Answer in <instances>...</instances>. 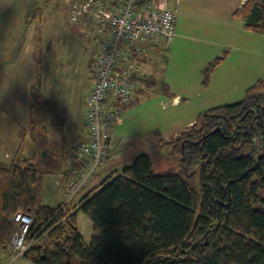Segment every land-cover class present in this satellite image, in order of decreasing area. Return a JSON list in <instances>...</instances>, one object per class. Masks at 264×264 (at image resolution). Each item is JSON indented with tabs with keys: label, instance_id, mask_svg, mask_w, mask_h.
I'll return each mask as SVG.
<instances>
[{
	"label": "trees",
	"instance_id": "16d2710c",
	"mask_svg": "<svg viewBox=\"0 0 264 264\" xmlns=\"http://www.w3.org/2000/svg\"><path fill=\"white\" fill-rule=\"evenodd\" d=\"M37 12L30 8L27 28ZM232 18L264 36V0H246ZM43 46L37 29L30 120L19 133L22 146L31 136L33 155L0 162V255L14 233L12 217L23 212L33 217L23 258L31 264H264V79L247 88L242 101L202 112L169 142L160 132L150 134L160 136L179 172L156 174L151 157L141 155L85 194L77 212L74 201L61 210L62 204L43 203L44 178L73 177L82 166L43 92ZM224 59L203 70L204 87ZM54 129L60 140L52 138ZM78 212L93 224L89 245Z\"/></svg>",
	"mask_w": 264,
	"mask_h": 264
},
{
	"label": "rangeland",
	"instance_id": "374dc122",
	"mask_svg": "<svg viewBox=\"0 0 264 264\" xmlns=\"http://www.w3.org/2000/svg\"><path fill=\"white\" fill-rule=\"evenodd\" d=\"M56 1L64 3L63 0ZM235 3H239V0H236ZM45 5L46 0H0V125L1 128L6 127V131H10V127L13 129L16 128V116H18L21 109L22 111H26L27 105L30 115V90L32 85L36 82L37 77L35 66L33 61L29 64L22 63L19 59L17 60L16 53L19 48V43L21 44L29 34V30L25 25L27 12L30 8L36 10ZM173 7L177 8L180 16L179 25L176 30L178 32L176 41L173 44L169 43L170 45L163 50L164 55L160 53L159 58L154 62L155 64L150 65V70L152 73L157 72L156 74L160 76V73L169 72V68H171L175 74V83L172 88H170L171 93H174L172 95H180L186 100L189 96L190 104L186 103L184 105L175 106L172 105L174 101L170 102L169 100L161 104L159 98L153 97L151 100H147L140 96L138 104L127 112V115H129L128 123L130 122L127 128L130 132L128 133L131 134L130 137L128 135V138H125L121 143L119 151L115 156L111 158L110 154L105 169L97 170L92 175L86 189L81 190L80 194L75 197L74 202L81 200L83 194H86L88 189L90 190L92 187L102 182L109 172L132 163L141 155H148L151 157L154 165V172L156 174L179 172L180 167L178 162L172 160L168 156L169 149L162 146V141L159 142L160 136H148L143 138L141 137L143 136L141 132H160L161 138H166L162 140H164V142H169L171 138L189 127L186 124L188 120L194 117L198 119L200 113L210 109L200 107L195 100L196 96L202 94L201 88L198 85L199 83L196 82L195 77L204 80L205 73L203 70H205L206 66L200 72L198 63L205 55L210 54L217 48L215 47L217 43L221 45L225 44L229 47L226 51L227 55H230L227 69L231 66H240L243 68L248 74L246 79L249 86L254 85L259 79H264V36L244 31L243 22L232 19L230 17V10L218 11L216 15H220L218 19L219 22L214 23L209 20H200L196 13H189L188 15H190V17L188 18L187 15L182 13L180 7ZM228 13L229 15L227 16ZM66 23L69 24L68 27L71 30L70 32L72 34L74 33L77 37V43L73 44L69 41L68 32L65 33L62 39H57L61 38L60 35L62 33L56 35L57 38H53L54 35L51 36L50 32L48 38L45 40L46 43H49L46 44L43 41V48L45 50V67L48 68V66L55 65L58 68V78L54 82L53 89L59 90L64 100L68 101L73 98L74 95L90 88L93 84V80L89 74L92 67L89 62L90 52L84 47V43L79 37V30L71 25L69 21H66ZM227 33H229V35H227ZM33 41L32 38V44L34 45L35 42L33 43ZM48 48H50L49 51H47ZM47 68L44 70L43 77L45 90L49 93L48 88L45 86L46 83L47 85L49 84V80L45 73L47 72ZM5 69L11 70L14 78L6 77L4 74ZM52 70L48 68V73H51ZM147 74L150 73L147 72L145 78H148ZM180 74L182 75L181 77H179ZM185 80L190 83V85H186L187 83ZM9 82H11V85H9ZM186 88L189 89L187 90L188 92ZM135 96L136 95H134V97ZM152 96H154V94H152ZM16 103H19V105L17 106ZM186 106L190 111L185 113L184 108H187ZM71 108L70 105V111ZM76 108L77 107L74 108V111ZM166 112L171 114L172 118H165ZM81 113L82 110L79 108V112L76 116H73L72 113L70 115L80 119L82 114L83 118L85 111ZM28 121L29 116L28 120L23 124L25 128L29 125ZM138 124H141L143 128L138 127ZM136 127L139 129L135 130ZM1 132L0 130V134ZM27 137V143L31 144V136L28 135ZM20 139L21 138L18 137L17 141L21 142ZM11 141V143H13L14 139L12 138ZM4 144V146L2 144V146L0 145V162L9 163V159L15 157L16 146H13V144H8V146L7 142ZM50 180V176L45 177L44 184L46 185ZM44 193L46 194L44 201L50 205H56L57 201L47 198L48 193L46 190ZM262 197L264 198V193ZM49 200L51 201L47 202ZM79 215L81 219H88V217L81 212ZM15 264L22 263L17 262Z\"/></svg>",
	"mask_w": 264,
	"mask_h": 264
},
{
	"label": "crops",
	"instance_id": "0c3cea01",
	"mask_svg": "<svg viewBox=\"0 0 264 264\" xmlns=\"http://www.w3.org/2000/svg\"><path fill=\"white\" fill-rule=\"evenodd\" d=\"M107 1V0H104ZM171 6H177L178 8L180 7L181 11L183 14L187 15L189 18L190 15L189 13H196L198 15L200 20L207 21L209 20L210 22L217 23L219 22V16L216 15L218 11H226L230 10L231 12V18L233 13L241 8V6L246 2V0H239V3H235L236 0H167ZM65 3V4H64ZM64 3H59L56 0H46V5L42 6L41 8H38V18L34 23L27 28L29 30L28 36H26L25 41L23 40L22 43H19V48L17 49V60L21 61L22 63H29L33 61L34 66H35V72H36V65L34 61V55H35V44H32V38H33V43L35 42V36H36V30L38 29L41 33L43 41L46 43V39L48 38V35L51 32V36L53 38H57L56 35H60L61 33V38L57 39H62L65 36V33L68 32L69 38L73 44L77 43V37L75 34L71 33L69 29V24L66 23V21H69L70 23V7L67 2ZM230 5V6H229ZM236 6V7H235ZM30 10V9H29ZM29 12V11H28ZM27 12V14H28ZM208 12V13H206ZM206 13V14H204ZM229 13L227 14V16ZM179 14L177 15V20H176V30L179 25ZM233 19V18H232ZM71 24V23H70ZM26 25V21H25ZM73 25L76 29L79 30V37L83 41L84 47L90 52V64H91V70H90V75L93 80V84L90 88H88L84 92H80L77 95H74L73 98H70L68 101L64 100L61 92L57 89H53L54 82L58 78V68L55 65L48 66L49 70H52L51 73H48V68L45 67V59H44V70L47 68V78L49 80V84H45V86L48 88L49 93L47 90H45L44 87V70L42 72V88L45 96L48 98V100L55 105L57 108L58 115L63 119L64 121V138L65 142L68 147L73 148V143L81 137H86L87 136V130L84 127L83 121H82V113L85 111V100L87 97V94L91 89L93 88L96 78H95V64L96 60L99 56V53L102 51V44L104 43V38L102 37H96L92 39L90 36H88V29L86 26L83 24H71ZM36 29V30H34ZM31 30V31H30ZM243 30H244V24H243ZM245 31V30H244ZM58 33V34H56ZM177 31L175 33V37L170 43H174L177 38ZM229 35V33H227ZM52 40V38H51ZM228 40V39H227ZM43 42V44H44ZM61 42V40H60ZM59 42V43H60ZM47 42L46 44H48ZM170 44L165 45L164 42H159L155 46L151 47V52L150 55L142 60H140L139 63V69L136 74H134L133 79L134 80H139L137 81L138 84V90L136 91V96L134 97L135 99V106L139 102L140 96L142 98H146L147 100H151L153 97L159 98L161 104L169 100L170 102L174 101L175 106L178 105H184V104H190L189 101V96L188 99L182 98L180 95H172L174 93H171L170 88L174 85L175 81V74L169 68V72H164L160 73L158 76L156 73H152L150 70V65H154L155 61L159 58L160 53L163 54V50H165L166 47H168ZM217 47L213 52H211L208 55H205L198 63V68L201 72V70L207 66L209 63L214 62L217 58H225L221 65L216 69V71L213 73L210 84L209 86L204 87L203 82L204 80L202 78H196V82L199 83V87L201 88L202 94L198 95L195 97L196 102L199 104L200 107L202 108H215L219 106H225V105H231L238 103L242 101L244 98L243 94L245 93V90L250 87L249 83H247L246 77H248V74L246 71L241 68L240 66L234 67L231 66L227 69V64H228V59L230 55H227V45L219 44L217 43L215 45ZM55 48V47H54ZM50 48L47 49L49 51ZM164 55V54H163ZM27 64V65H29ZM8 66V65H5ZM53 72V73H52ZM148 78H145L146 73ZM152 73V74H151ZM180 73V72H178ZM4 74L6 77H13V72L11 70L5 69ZM37 75V72H36ZM182 75L180 74L179 77ZM14 78V77H13ZM143 80H148L152 81V83L147 84V82L143 83L141 81ZM187 80V79H186ZM185 80V82H186ZM21 81V80H20ZM22 82V81H21ZM136 82V81H134ZM24 83V82H22ZM186 85H190V83L186 82ZM196 84V83H195ZM9 85H11V82H9ZM189 90L186 88V91ZM31 91V90H30ZM188 92V91H187ZM148 94V95H147ZM154 94V96H152ZM199 99V100H198ZM31 103H32V97H31ZM18 106L19 103H16ZM70 105H71V111H70ZM75 105V106H72ZM12 106V105H11ZM77 107L74 111V108ZM187 107V106H186ZM28 105L26 106V111L22 109L19 111L18 116H16V128L10 127V131H6V127L1 128L0 125V130L2 131L0 134V145L2 144L3 146L5 145L4 143L7 142L8 144H13V146H16L15 149V157L12 159H9V163L11 161L15 160H25L29 159L33 155V144L27 143L28 137L25 139L26 143L24 146H22V139L21 142L17 141V138L20 137V129L24 127V123L26 120H30V115L28 112ZM31 108V107H30ZM79 108L82 110V115L80 119H77L73 116H76L79 112ZM133 108V107H132ZM125 109L124 108V114L120 118V123H117L114 128H113V133L112 137L110 138L111 142V158L117 154L119 151V148L121 146V143L125 140V138H128V135L130 137L131 134H129V129L127 128V125L129 121V115H127V112L130 111V109ZM19 110V109H18ZM209 110V109H208ZM74 113H73V112ZM187 111H190L187 108H184V112L186 113ZM16 113V112H15ZM14 113V114H15ZM72 113V115H70ZM167 113V112H166ZM184 113V114H185ZM201 114V113H200ZM70 115V116H69ZM172 118V115L167 113L165 114V118ZM55 116L52 117L53 120H55ZM197 118H192L186 122L187 126H192L196 122ZM29 123V121H28ZM138 127L143 128L141 124H138ZM139 128L136 127L135 130ZM132 131V130H131ZM16 132V134H15ZM129 132V133H128ZM155 132V131H154ZM151 131L148 132H141V137L145 138L150 136L151 133H154ZM164 133V132H163ZM12 135V136H10ZM164 135V134H163ZM17 137V138H16ZM14 139V142L11 143V139ZM52 138L60 140L61 135L58 131V129H54L52 132ZM166 139L165 137H162V139ZM75 140V141H74ZM74 141V142H73ZM167 141V140H165ZM1 145V146H2ZM10 145V146H11ZM9 146V145H8ZM6 146V147H8ZM21 148V149H20ZM20 151V152H19ZM26 153V154H25ZM8 155V153H7ZM110 158V159H111ZM110 161V160H109ZM120 164V163H119ZM123 167L120 169H115L113 171H117L120 173L122 171ZM110 174V172H109ZM109 174L104 178L102 182H100L98 185L95 187L99 186L100 184H103L106 180V178L109 176ZM51 180L47 182V184L43 186V193H42V201L45 205L51 206V207H57L61 205L66 198V185L68 181L72 178V175L68 178L60 175V176H50ZM95 187H92L90 190L88 189L87 193L94 189ZM47 191V198L48 199H53L57 201L56 205H50L49 203H46L44 201V198L46 194L44 191ZM86 193V194H87ZM85 194H83L84 196ZM83 199V197H82ZM81 199V200H82ZM81 200L75 201L74 206H75V211L77 212L80 205H81ZM51 200L47 201L50 202ZM80 212L77 213V221H78V228L81 236L83 237L85 243L87 245L90 244L91 242V236H92V231H93V224L91 220L88 219H81L80 218ZM11 260V251L8 250L4 251L0 255V264H9ZM17 262H21L22 264H29V262L26 259H21ZM15 262V263H17ZM14 263V264H15Z\"/></svg>",
	"mask_w": 264,
	"mask_h": 264
},
{
	"label": "built area",
	"instance_id": "2783aa9c",
	"mask_svg": "<svg viewBox=\"0 0 264 264\" xmlns=\"http://www.w3.org/2000/svg\"><path fill=\"white\" fill-rule=\"evenodd\" d=\"M70 7V23L83 24L88 36L104 38L95 64V84L87 94L82 118L87 136L73 143L82 166L66 185L61 210L74 201L97 170H104L111 154L113 128L138 90L133 76L140 60L159 42L168 45L176 33L178 10L167 0H63ZM144 2V3H143ZM118 5V9L114 6ZM142 4L140 7L139 5ZM111 142V141H110ZM9 264L24 258L31 244L27 235L33 217L19 212L12 217Z\"/></svg>",
	"mask_w": 264,
	"mask_h": 264
},
{
	"label": "water",
	"instance_id": "95a60500",
	"mask_svg": "<svg viewBox=\"0 0 264 264\" xmlns=\"http://www.w3.org/2000/svg\"><path fill=\"white\" fill-rule=\"evenodd\" d=\"M110 138L107 139V143L110 144ZM194 173H192L190 176H192Z\"/></svg>",
	"mask_w": 264,
	"mask_h": 264
}]
</instances>
